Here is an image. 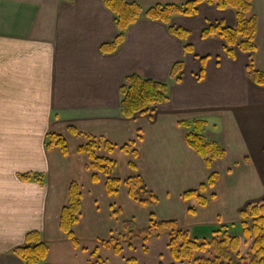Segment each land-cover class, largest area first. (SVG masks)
<instances>
[{
  "label": "crops",
  "instance_id": "crops-1",
  "mask_svg": "<svg viewBox=\"0 0 264 264\" xmlns=\"http://www.w3.org/2000/svg\"><path fill=\"white\" fill-rule=\"evenodd\" d=\"M126 1L147 10L192 0ZM252 15L258 21L254 66L264 73V0H253ZM219 23L235 27V11L204 3L196 15L176 16L170 25L142 16L118 50L105 54L102 46L118 32L103 0H0V264H24L14 250L33 232L49 247L47 264H175L167 233L151 238L148 252L141 243L122 244L121 255L101 245L126 235V223L147 229L152 215L177 221L196 239H210L221 227L242 236L241 212L264 200V86L249 77L248 54L230 58L222 40L202 38ZM170 26L187 30L188 40L172 35ZM177 63H184L179 81L170 79ZM134 73L168 83L170 100L125 119L120 89ZM194 122L205 123L201 134L226 152L211 170L188 147V130L180 126ZM49 134L64 138L67 155L47 149ZM87 136L116 147L99 153L116 161L114 178L140 176L158 203L134 202L125 186L110 197L107 178L99 174L94 181L88 157L78 152ZM131 143L137 159L120 150ZM212 172L219 179L206 193L208 205L184 200ZM72 182L81 188L78 247L60 228Z\"/></svg>",
  "mask_w": 264,
  "mask_h": 264
},
{
  "label": "trees",
  "instance_id": "trees-1",
  "mask_svg": "<svg viewBox=\"0 0 264 264\" xmlns=\"http://www.w3.org/2000/svg\"><path fill=\"white\" fill-rule=\"evenodd\" d=\"M253 0H192L184 5H158L144 10L136 3L126 0H103L105 7L115 15L117 36L112 43L102 46V52L112 54L118 50L125 40L126 31L142 16L160 21L170 25L172 18L176 16L192 17L197 14L201 4L208 3L215 5L219 10L231 8L236 14L235 27H227L223 23L210 25L202 33L203 39L218 38L224 43V50L228 57L234 58L237 51L250 56L247 72L252 81L264 86V73L256 70L253 54L256 51L255 39L258 28V21L252 15ZM170 33L183 41L188 40L190 33L183 28L170 26ZM189 45L185 51H191ZM184 70V63L175 64L170 71V79L179 81ZM120 111L125 119H134L137 116L148 114L154 109L166 104L170 100L169 85L165 82L146 78L138 73L126 77L120 89ZM180 126L188 130L186 142L188 147L194 151L203 161L208 169H212L215 161L226 156V152L217 143L207 141L201 134L205 126L203 122L180 123ZM74 136L80 133L69 129ZM141 139V136L138 137ZM87 144L78 149V152L88 157L90 170L93 173V180L97 181L99 174L107 178L106 191L110 197L119 194L122 186H125L129 197L136 203L144 206L157 204L158 197L150 192L143 179L136 176L122 182L114 178L117 167L116 161L109 157H101L99 153L104 151L108 154L114 153L116 147L103 138L87 136ZM47 149L58 148L64 155L68 154V146L62 136L49 134ZM125 154L134 159L139 157V151L134 143L120 148ZM132 168H136L134 164ZM29 179L30 176H24ZM219 176L211 173L207 183L193 191L184 193L186 201L196 200L199 207H206L209 198L206 193L213 189ZM82 208L81 188L77 182H72L69 189L68 204L63 209L60 228L68 239L78 247L79 240L74 232ZM197 207H190V215H196ZM240 225L242 236H234L228 232H215L210 239H196L190 231L182 229L177 221H158L152 215L149 226L145 230H136L133 223H126L124 228L126 235L113 237L108 242H102V247H114L116 255L123 253L122 244H143L144 251L148 252L147 244L153 237H160L163 234L169 235L170 256L175 264H264V200L261 203L248 206L241 212ZM225 227H222L224 230ZM248 247L247 250H245ZM24 264H47L49 247L45 244L39 233L33 232L26 237L24 245L14 250ZM98 250L93 253L96 258ZM128 263H134V260ZM94 264H105L97 259Z\"/></svg>",
  "mask_w": 264,
  "mask_h": 264
},
{
  "label": "rangeland",
  "instance_id": "rangeland-1",
  "mask_svg": "<svg viewBox=\"0 0 264 264\" xmlns=\"http://www.w3.org/2000/svg\"><path fill=\"white\" fill-rule=\"evenodd\" d=\"M230 230H231L232 235L237 236V235L234 234V233H236V229L235 228H232ZM219 232H221L222 234L224 233V231L222 230V227H221V230ZM247 249H248V247L245 250H247ZM164 263H168V262L165 261Z\"/></svg>",
  "mask_w": 264,
  "mask_h": 264
}]
</instances>
